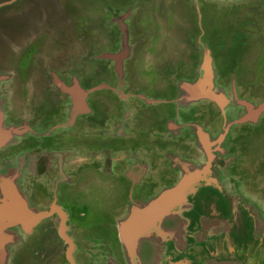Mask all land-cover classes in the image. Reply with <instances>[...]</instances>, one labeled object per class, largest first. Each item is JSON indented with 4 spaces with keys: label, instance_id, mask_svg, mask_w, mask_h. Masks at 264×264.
<instances>
[{
    "label": "rangeland",
    "instance_id": "374dc122",
    "mask_svg": "<svg viewBox=\"0 0 264 264\" xmlns=\"http://www.w3.org/2000/svg\"><path fill=\"white\" fill-rule=\"evenodd\" d=\"M80 55L88 56L79 62L77 56ZM74 56L73 60L71 57ZM115 56L117 59L113 58ZM132 58L136 60L137 67L140 66L142 72L146 71L147 76L145 81L139 80L146 84L137 82L136 92L142 93L151 103H157L158 100L160 102V97L164 98L162 95L173 91L175 84L167 78L172 72L176 73L178 96L184 97L182 102H224V98H221L224 96L214 90L218 87L217 79H221L219 75L221 76L222 66L226 70V79H233L236 85L250 84L256 89V94L259 95L256 102L245 99L248 104L257 105L251 107L252 110L258 106L263 107L264 0H0V75L9 76L8 80L0 83L5 86L3 91L17 86L16 89L21 92L20 101L22 98L24 102L35 100L30 116L40 113V116L49 118L50 113L54 112L53 108H57L55 105L62 102L51 81L50 71L70 72L72 78L62 79L66 83V89L77 84L82 93H86L89 87L100 86L93 95L88 94V100L87 96L84 100L89 103L95 100V95L104 96L108 107L113 102L114 92L119 95L121 92L126 93L125 79L130 80L133 72H139L137 77L141 73L138 68L132 71L128 67ZM71 60L73 61L70 62ZM130 62L132 64V61ZM204 65L207 67V75L205 81L199 85L198 79L202 75ZM96 68L101 73L94 79L91 76L97 72ZM77 71H82L83 76ZM188 85L191 92L183 90L189 87ZM117 86L125 89L111 90ZM28 87L31 92L27 91ZM210 90L216 99L214 101L205 96ZM137 103L141 105L142 111L151 112L156 109L159 112L152 120H146L145 128H153L161 135L156 132V137L153 130H148V136L144 137L139 136L137 131H132V137L129 139H114L116 143L111 145L114 149L121 145L122 151L130 152L129 158L112 165V172L120 171L122 174L112 177L100 170L93 181L87 174L79 173L78 188L72 189L70 193L68 191L70 198L66 202V208L72 215L80 216L86 202L91 201L98 205L91 227L98 224L95 230L101 234L92 237V234L85 236L84 232L81 235L70 233L75 244V251L70 257H74L77 264H80L79 259L83 256L80 246L88 245L87 254L92 253V248L95 247L89 239H103L107 243H114L116 208L128 205L131 209H141L162 191L176 185L183 176V172L176 167L178 161H185L189 166L183 167L191 172H196L206 165L204 154L195 160L196 163L194 158L186 159L189 150H198L197 144L192 143L188 149V142L177 141L176 135L170 138L171 133L165 132L167 122L163 117L170 115V119H173L177 110V117L180 119L181 110L187 111L192 106L178 107L177 102L152 106L150 101L144 100H137ZM211 108L215 113L216 106L211 104ZM120 115L122 117V112H117L113 117L120 119ZM217 118L214 122L215 130L221 133L220 115ZM255 118L258 123L252 129L256 135L252 137L244 134V143L237 144L236 149L238 150V145L240 148L245 146L247 150L240 149L244 164L257 168L258 175L254 179V188L250 194L256 199L257 207L254 240L261 241L264 238V139L259 138L258 141L255 138H264V112L256 113ZM202 119L191 115L188 121L199 125L214 140V131ZM227 120H231L229 115ZM188 131L189 127L186 125L179 130L182 135H187ZM233 132L234 130L231 135ZM104 148L113 154L110 147ZM213 155L215 157L212 159L211 176L215 180L219 179L217 182L220 185V182H225L221 168L223 162L217 158L221 156V152ZM231 163L232 161L225 162L227 169L231 167ZM134 164L143 165L146 173L139 183L132 186L123 175V170ZM224 165L222 167L226 169ZM0 172L4 174L8 171L1 168ZM13 172L18 175L15 184L18 195L34 211H45V208L41 207H46L48 202L43 199L50 196V192L44 189L45 185L36 193L38 204V201L31 199L23 185L20 172ZM234 194L236 196V193ZM75 201L78 202L77 205L74 204ZM44 223L46 224V221L41 220L36 228L33 227L29 232L19 227L10 229L12 244L6 245L9 240L1 244L2 248L5 247L3 264H65L66 246L61 244L54 231L43 230ZM81 226L83 227H78ZM206 226L207 224L204 225ZM180 241L185 244L184 236ZM182 245L180 248H184ZM119 255L121 254H117V257ZM1 256L2 253L0 264ZM231 261L229 258L225 260V264H236ZM102 262L106 263V258L101 257L97 263L92 261V264ZM181 262L188 264L186 258L176 263ZM215 262V259H211L208 264ZM84 263H91L90 256L85 258Z\"/></svg>",
    "mask_w": 264,
    "mask_h": 264
},
{
    "label": "flooded vegetation",
    "instance_id": "af4514ba",
    "mask_svg": "<svg viewBox=\"0 0 264 264\" xmlns=\"http://www.w3.org/2000/svg\"><path fill=\"white\" fill-rule=\"evenodd\" d=\"M85 56L88 55L77 56L78 61L82 62ZM101 57L104 58V56ZM71 58L74 60L75 56ZM128 67L132 71L138 68L141 73L137 77L139 72H133L130 80L125 79L126 93L121 92L119 95L114 92V98H112L114 104L111 102L108 107H106L107 102L104 96L95 95V100L89 103L84 100L86 96L88 100V94L93 95L100 89V86L89 87L86 93H82L77 84L66 89V83L62 79L72 78L70 72L60 70L57 73H51L50 71L51 81L58 90L62 102L55 105L57 108H53L54 112L50 113L49 118L40 116V113L34 116L33 112L30 116L35 100L24 102L22 98L20 101L21 92L16 89L17 86L3 91L5 86L0 83V169L19 171V176L23 179V185L28 190L31 199L38 201V204L39 200L36 198L38 189L45 185L46 192H50V196L43 199H47L48 204L46 203V207H41L50 212L43 219V222L46 221L43 230L54 231L61 240V244L66 246L65 264H77L74 257L72 259L70 257L75 251V244L70 233L76 232L75 235H81L84 232L85 236L92 234V237L101 234L95 230L98 224L91 227L96 218L94 214L98 205L91 201L84 203L80 216L72 215L66 208V202L70 198L69 193L79 186V173L87 174L93 181L100 170L109 176L119 177L118 174L122 173L112 172V165L129 158L130 152L122 151L121 145L114 149L111 146L116 143L114 139L119 137L121 141L129 139L134 131H137L139 136L146 137L148 136L146 132L153 130V128L147 129L148 126L145 128L146 120H152V117L158 115L159 112L156 109L151 112L142 111L137 100L150 101L152 106L170 105L172 102H177L178 107L192 106L187 111L181 110L180 119L177 117L179 112L177 110H175L173 119H170V115L163 117L167 122L165 132L171 133L170 138L176 135L178 136L177 141L188 142L186 144L188 149L193 144H197L198 150H189L190 155L188 156L187 152L186 159L194 158L193 161L196 163L195 160L204 154L206 165L198 167L196 172H191L183 167L188 165L185 161H178L176 167L183 172V176L176 185L162 191L141 209H131L128 205H117L119 207L115 209L114 243H107L103 239H89L95 247L92 248V253L87 254L88 245L80 246L83 251V256L79 259L80 264H83L85 258L89 256L90 264L92 261L97 263L101 257L107 260L102 264H174L184 258L188 264H208L211 259L217 261L215 264H225V260L229 258L236 264L251 262L264 264V238L261 241L254 240L257 207H255L256 199L250 194L254 188V179L258 175L257 168L247 167L244 164L240 149L247 150L245 146L240 148L238 145V150L236 149L237 144L244 143V134L252 137L256 135L255 130L252 129L258 123L255 114L264 112V106H258L252 110L251 107L256 104H248L245 101L246 99L254 103L258 100L259 95L256 94V89L248 83H246L248 85H236L233 79H226V70L221 66V76L218 72L221 79H217L218 87L214 90H217L218 94L221 93L224 96L221 98L225 101L186 102V104L181 101L184 97L178 96L176 73L172 72L167 78L175 84L173 91L168 95H162L164 98L160 97V102L157 99V103H151V100H147L142 93L136 92L138 84H146L139 81L147 79L146 71L142 72L141 67H137L134 58L129 60ZM95 70L97 72L95 71L96 73H92L91 76L94 79L101 73L99 69ZM77 72L83 76L82 71ZM29 73L31 74L30 71ZM8 77L0 75V82L8 80ZM200 82L201 77L198 79L199 85ZM211 85H213L212 81ZM119 88L121 87L117 86L111 90H119ZM189 88L190 86L183 90L191 92ZM26 89L31 92L29 87ZM35 91L36 89L34 93ZM212 92L210 90L207 93ZM131 99L134 101H130ZM27 100H29L28 97ZM233 100L234 103L230 102ZM211 104L216 106L215 113H213ZM117 112H122L120 119L113 117ZM250 113L251 117H249ZM191 115L203 118L202 120L207 122L210 129L214 131V140L199 125L188 121ZM218 115L221 117V133L215 130L214 122L218 120ZM228 115L231 118L229 121L227 120ZM114 119L117 121L115 122ZM185 125L189 127V131L187 135H182L179 130ZM113 127H115L114 130H112ZM233 130L234 134L231 135ZM153 132L157 137L156 132H159L154 130ZM259 138L264 139L263 136H259L255 140L260 141ZM252 142L253 140L250 142L251 145ZM104 147H110L113 154ZM216 150L221 152V156L217 158L219 157L223 162L221 168L225 182H220V185L217 182L220 180H215L211 176L212 159L215 157L213 154L219 152ZM229 161L232 163L227 169L225 162ZM222 165L226 166V169ZM145 173L146 168L140 164H134L123 170V175L132 186L139 183ZM181 184L184 185L182 202L174 203L165 213L157 217L151 216L144 223L140 222L141 215L136 218V212L147 209L160 196L177 189ZM77 203L75 201L74 204L77 205ZM205 224H207L206 227H204ZM79 225L83 227H78ZM61 227L64 228L62 234ZM128 227H130L129 231ZM183 236L185 244L184 241L180 243ZM182 244L184 248H180ZM117 254L121 255L117 257Z\"/></svg>",
    "mask_w": 264,
    "mask_h": 264
},
{
    "label": "water",
    "instance_id": "95a60500",
    "mask_svg": "<svg viewBox=\"0 0 264 264\" xmlns=\"http://www.w3.org/2000/svg\"><path fill=\"white\" fill-rule=\"evenodd\" d=\"M210 94L211 93H206L205 96H208L212 100H216L213 94H211L212 96ZM0 175H2V177L0 176V253H2L1 264H3V261L5 260V247L2 248L1 244L8 242V240L9 242L6 243V245L12 244L13 241L9 235V233L11 232L10 229L19 227L25 232H29V230L37 226L41 220L46 218L50 214V212L40 211L38 209V211H34V209L29 208L28 203L17 193L18 190L15 185L17 176L14 175V172L12 170L9 169L7 173ZM5 175L7 177H4ZM183 187L184 185L181 184L177 189L160 196V198H158L156 202L151 204L150 207L145 210L136 212V218L141 215L142 217H140V222L144 223L149 220L151 216L157 217L162 215L174 203L182 202L184 199L182 196ZM63 229L64 228L61 227V234ZM129 230L130 227H128V231ZM175 264L186 263L181 262Z\"/></svg>",
    "mask_w": 264,
    "mask_h": 264
},
{
    "label": "bare ground",
    "instance_id": "6f19581e",
    "mask_svg": "<svg viewBox=\"0 0 264 264\" xmlns=\"http://www.w3.org/2000/svg\"><path fill=\"white\" fill-rule=\"evenodd\" d=\"M115 57H117V56H115ZM113 58H114V57H113ZM115 59H117V58H115ZM205 72H207V67L204 65V66H203V69H202V74H203V76L201 75V82H200L201 84H202V83L205 81V79H206L205 77H206L207 74H205Z\"/></svg>",
    "mask_w": 264,
    "mask_h": 264
},
{
    "label": "crops",
    "instance_id": "0c3cea01",
    "mask_svg": "<svg viewBox=\"0 0 264 264\" xmlns=\"http://www.w3.org/2000/svg\"><path fill=\"white\" fill-rule=\"evenodd\" d=\"M18 177V175H16ZM0 184H1V179H0Z\"/></svg>",
    "mask_w": 264,
    "mask_h": 264
}]
</instances>
